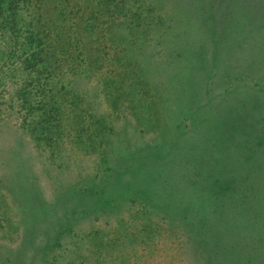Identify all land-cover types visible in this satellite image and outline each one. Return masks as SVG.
<instances>
[{"label": "rangeland", "instance_id": "obj_1", "mask_svg": "<svg viewBox=\"0 0 264 264\" xmlns=\"http://www.w3.org/2000/svg\"><path fill=\"white\" fill-rule=\"evenodd\" d=\"M0 264H264V0H0Z\"/></svg>", "mask_w": 264, "mask_h": 264}, {"label": "trees", "instance_id": "obj_2", "mask_svg": "<svg viewBox=\"0 0 264 264\" xmlns=\"http://www.w3.org/2000/svg\"><path fill=\"white\" fill-rule=\"evenodd\" d=\"M52 34V36L54 35V37H56V34H57V37L59 36L58 35V32L57 33H51ZM73 34H71L69 37H66V43H65V45H66V48H65V46H62V47H59V49L60 48H62L63 50L64 49H68L69 48V50L70 49H73V48H75L76 50H73L74 52H75V54H73L71 57H67L68 59V61L69 62H71L72 61V64L70 65V67H72V68H74L73 66H76L77 65V67L78 68H80V69H82V68H84L85 66H87L88 67V64L90 63V59L89 58H87L86 56H84V51H83V49L82 50H80L79 52L77 51V50H79L80 49V46H81V43H80V39H78V37H73L72 36ZM47 37L49 36L48 34L46 35ZM42 46V44L40 45V47ZM66 52H68V50L66 51ZM40 54V55H39ZM39 54L37 53V55H39V56H37L36 54L33 56V57H35V56H37L36 58H35V60L38 62V61H40L39 63V67L40 68H42V69H47V67H48V61L46 60V57L44 56V55H42V51H40L39 52ZM68 54H70V53H68ZM33 57L31 58V59H29V61H34V59H33ZM59 59V58H58ZM57 59V60H58ZM32 61V62H33ZM35 62V61H34ZM53 66V65H52ZM53 69H54V72L56 71L55 69V67H53ZM41 71V70H40ZM42 72V71H41ZM53 72V71H52ZM56 74V73H55ZM107 80H112V78L110 79L109 78V75L107 74V78H106ZM76 104V103H75ZM55 105V104H54ZM56 108H58V106L56 105V107H54L52 110H56ZM51 109H49V111H48V113H50V111H52ZM53 112H55V111H53ZM207 174V173H206ZM234 193V192H233ZM229 194V193H228ZM234 196V195H233Z\"/></svg>", "mask_w": 264, "mask_h": 264}]
</instances>
